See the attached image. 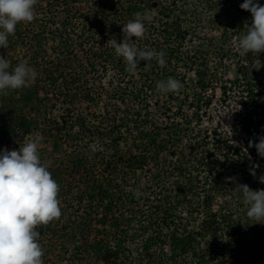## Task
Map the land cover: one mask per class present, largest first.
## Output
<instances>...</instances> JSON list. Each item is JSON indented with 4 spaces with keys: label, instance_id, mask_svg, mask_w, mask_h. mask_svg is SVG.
Masks as SVG:
<instances>
[{
    "label": "trees",
    "instance_id": "16d2710c",
    "mask_svg": "<svg viewBox=\"0 0 264 264\" xmlns=\"http://www.w3.org/2000/svg\"><path fill=\"white\" fill-rule=\"evenodd\" d=\"M168 1L170 0H39L35 6L36 18H44V26L49 28V33L58 28L51 18L59 14L68 16L70 11L75 19L89 18L94 21L85 29L73 26L63 31V35L80 42L81 50L86 56H71L74 52L68 46L65 49L66 56L50 60L51 55L44 50L50 66L54 67L50 69L54 76H48V80L39 75L38 67L43 62L39 57L41 55H34L42 43L36 41L37 45L34 46L31 39L18 37L16 31L12 35L15 40L8 42L7 48H13L18 53L21 50L24 52L20 54L18 64L25 62L37 72L35 83L20 90H11L13 97L20 99L22 104L33 102L36 94L43 95L44 100L52 107L61 102L63 121L70 122L64 143L78 147L75 154L78 155L83 150L86 156L94 159L86 168L83 163L89 162L88 158L82 159L81 156L73 160L67 157L69 160L66 162L70 166L66 165L69 174L65 178L67 183L63 189L70 196L69 201L64 202L65 206L60 205L61 216L67 212L69 204L73 206V211L69 212L68 220L62 219V223H68V231L58 235L60 242L72 247L80 245L82 254H87L89 264H260L264 259V252L257 251L261 250L259 245L264 243L251 239L244 241L240 236H235L234 232H229L228 237L221 235L223 225L220 222H224L229 213L226 217L225 214L220 216L212 212L209 199L201 205L197 187L183 177L189 161L200 160L198 152L185 153L192 141L187 129L182 130L183 135L168 133L167 123L157 117L162 114L161 111L156 108L155 111L143 112L138 107L140 92H144L147 98L153 97L157 92V81L149 75L141 74L144 72L141 70L143 66L141 69L138 66L136 72L144 78V82L137 85L135 81L127 80L129 73L123 58L115 54L114 48L111 51L106 42L101 40L98 44L95 38L107 35L110 41L122 42V27L134 18L124 19L114 28L108 20L109 13L119 12L125 4H142L151 10L149 14L152 21L145 22L149 34L140 42L134 37L132 40L138 49H161L170 40L168 30L171 25L168 21L163 22L164 19H170L169 16L173 13L167 6ZM154 7L157 8L156 16L151 14ZM156 22L159 23L158 29L150 31ZM94 44L99 47L93 48ZM81 68L85 69L84 72L90 69L92 73L80 74ZM166 97L169 98L167 94H160V98ZM248 123H252L250 117L245 121L246 130H249ZM0 124L4 133V136H0V147L8 145L9 134L17 133L23 137L32 133L35 126L32 117L23 108H16L14 105L6 112L1 104ZM142 133L145 134V139L139 137ZM92 143L99 145L95 153L89 148ZM123 144L126 147L136 144L137 147L133 151L126 149L127 154L123 155ZM41 154L42 162L48 163L49 171L55 174L57 165L49 163L47 153L42 151ZM220 155L225 159L222 165L228 170L225 177L240 178V175L250 174L253 163H248L243 158L244 155H230L228 149L222 150ZM64 158L66 159L65 156ZM216 162L219 163L218 158H214L211 163L214 165ZM235 167L242 170L246 167V172L236 174ZM211 174L212 169L209 170V176ZM254 181L250 185L251 190L261 185L259 176ZM81 185H87L92 190L84 192ZM128 186L135 191H128ZM137 192L140 194L137 195ZM62 196V193H58V199ZM224 205L229 210L235 207L228 202ZM203 208L205 217L199 222L197 218ZM234 211L241 212L248 218L245 216L246 207L242 211L238 208ZM196 224L197 228H193ZM44 227L38 226L36 230ZM102 230L115 236V245H100ZM144 235L147 236L146 240ZM205 238L206 241L201 243L200 240ZM40 239L45 252L44 264H83L81 257L76 262H67L60 253L52 255L46 243ZM197 244L201 249L197 248ZM134 248L137 249L136 253ZM58 251L68 253V249L64 247Z\"/></svg>",
    "mask_w": 264,
    "mask_h": 264
},
{
    "label": "rangeland",
    "instance_id": "374dc122",
    "mask_svg": "<svg viewBox=\"0 0 264 264\" xmlns=\"http://www.w3.org/2000/svg\"><path fill=\"white\" fill-rule=\"evenodd\" d=\"M68 2V0H66ZM110 2V1H109ZM244 0H170L167 6L173 13L170 14V19H164L163 22L168 21L171 25L169 27L170 40L161 46V49L166 54L165 59L167 64L165 67H160L155 61L152 62L150 69L144 68L145 62L141 61L138 65L143 76H150L157 82L166 80L168 77L175 78L183 84V88L175 93H168L169 98H160V94L155 92L153 97L147 98L144 92H140L137 102L138 107L143 111H155L156 108L161 111L159 114L160 120L167 123L169 128L166 131L175 135H183L182 130L188 131L191 135V144L186 148L185 153H199L200 160H190L186 166L185 174L183 177L193 183L200 193L201 205L206 199L211 201L210 210L216 212L218 215L225 214L229 217L221 225V235L229 236V232H234L235 236L240 239H251L252 241L258 240L264 243V221L257 223L256 221L245 218L241 212L234 211L235 209L243 210L242 192L235 190L237 185L246 184L251 189L256 176L264 175V158H261L254 146L249 147V142L253 144L258 143V137L264 135V52H243L238 47V39L246 33V26L251 25V13L240 8ZM258 3L264 6V0H258ZM109 5V4H107ZM70 6V5H66ZM111 6V4H110ZM61 7V6H60ZM108 7V6H106ZM117 7V6H115ZM107 8H105L106 10ZM117 9V8H115ZM157 8L154 7L153 16H156ZM104 10V11H105ZM150 13L151 10L142 4L127 5L125 4L119 12L109 13V22L114 28L119 26L124 19L134 18L135 13ZM99 13V12H98ZM53 24L58 28L56 31L49 33L48 27L44 26V18L38 16L30 23H20L16 27L18 37L31 39L32 44L35 46L36 41L42 43L38 51L34 55H41V66L38 67L40 77L48 80L54 74L50 71L53 66H50L49 59L53 60L54 57L66 56L65 49L70 46L74 53L71 56L82 57L86 56L84 51L81 50L78 40H72L69 36L63 35V31L72 28L73 26L78 29H85L93 24V19L87 20L75 19V15L70 11L68 16L59 14L51 18ZM162 22V23H163ZM159 23L153 24L150 31L158 29ZM149 31L146 32L143 39L148 36ZM35 37V38H34ZM97 43L100 44L101 40L108 44L109 49L112 51L110 38L106 35L95 36ZM138 39L137 41H142ZM15 37L10 35L8 42H13ZM83 40V38H81ZM37 47V46H36ZM94 47H99L94 44ZM80 49V50H79ZM108 49V50H109ZM47 50L46 54H50V58L43 53ZM31 51V50H30ZM32 52V51H31ZM39 52V53H38ZM24 53L21 50L19 53L13 48H0V56L9 60L11 67L14 69L19 62L20 54ZM68 54V53H67ZM37 59V58H36ZM43 64V65H42ZM52 65V64H51ZM63 71L65 69L62 68ZM81 68L80 74H90L92 71ZM128 71V70H126ZM147 71V73L145 72ZM126 79L135 81L137 85L144 82L136 71L129 72ZM238 75L243 77V82H238ZM232 81L236 84V90L240 92L252 90L255 93L259 92L256 100L254 97L250 103L251 113L254 112L258 122L248 123L255 125L256 129L252 135L243 133V129L238 120L237 115L240 110L237 106L229 104L228 108L223 107L217 101V87H224L226 81ZM96 83V82H95ZM97 87V84L93 83ZM256 90V91H254ZM13 91V90H12ZM28 91V90H27ZM240 94L235 93L239 98ZM254 95V94H253ZM93 97V96H92ZM233 100V94L231 95ZM100 101V100H99ZM257 101V104L256 102ZM0 104L4 107V111H8L15 105L16 108H23L29 117H32L34 131L26 134L23 137L20 134L14 133L7 136L8 145L0 147V152L7 149L18 150L20 146L28 139L34 136L41 137L40 153L44 151L49 155V163L57 165L53 178L58 182L62 198L60 201L65 206L66 201H69V196L65 189L66 179L68 176L67 168L70 166L66 161L70 159L76 160L86 157L89 162L83 163L88 168L93 162V158L86 156L85 151H78V147H71L64 143L65 134L69 130L70 122L63 121L61 108L63 104L57 103L56 107L50 106L41 94L34 96V101L22 104L20 99H15L11 90L7 95L0 94ZM10 105V107H9ZM79 105V104H77ZM85 105V104H84ZM228 111H235L234 113L227 114ZM226 115V116H225ZM251 115V114H250ZM165 133V132H163ZM4 133L1 131L0 136ZM144 133L139 134V137L144 138ZM4 136V135H3ZM160 141V140H159ZM143 143L146 142L145 140ZM142 143V144H143ZM140 144V143H139ZM128 147V148H127ZM121 145V153L127 154V150H135L137 145L132 146ZM228 147V148H227ZM230 152V155H240L239 151L244 153L243 158L248 160V163H253L249 170L251 172L254 165L258 164L259 168L255 169L256 176L247 174L248 176L240 175V178L228 179L224 175L228 173L226 166H223L225 159L222 157L221 151ZM85 153V154H83ZM42 155V154H41ZM66 157V159L64 158ZM214 158L219 159V163L212 164ZM236 158V157H235ZM87 159V160H88ZM235 164L234 162H231ZM226 164V163H225ZM68 165V167L66 166ZM84 167V166H83ZM247 169L249 165L247 164ZM246 167L242 170L240 167H235L237 172L245 171ZM212 169V174L209 176V170ZM67 171V172H66ZM189 174V175H187ZM207 176V177H206ZM200 177V178H199ZM232 177V178H233ZM199 178V180H198ZM95 179V178H94ZM215 179V180H214ZM236 179V180H235ZM97 181V179H95ZM259 187L253 190H264V183L259 182ZM162 186V185H160ZM84 192L91 191L87 185L80 186ZM68 189V188H67ZM158 189V188H157ZM159 190V189H158ZM128 191H135L131 186H128ZM227 191V192H226ZM228 202L235 206L229 210L224 203ZM210 203V202H209ZM70 206V207H69ZM67 207V206H66ZM73 211V206L68 205L67 212L59 219L50 222L43 229L37 230L40 233V240L46 243L47 249L52 255L64 256L71 262H76L77 259L83 260V264H89L87 254L83 255L81 246L76 244L73 247L68 246L67 243L60 242V233L67 232L68 223H62V219H69V212ZM67 213V214H66ZM221 216V215H220ZM247 216V215H245ZM205 217V209H200L197 220ZM220 219L218 220V222ZM198 222V223H199ZM228 223V224H227ZM196 224L193 228H197ZM44 226V225H41ZM219 231V232H220ZM115 237V236H114ZM114 237L107 230H102V243L105 245H115ZM146 240V235L143 236ZM144 239L142 241H144ZM148 239V238H147ZM201 243L206 241L200 240ZM255 243V242H251ZM129 245V244H128ZM196 245V244H195ZM198 245V244H197ZM145 246V245H144ZM67 248L68 253L59 252V249ZM122 248V246H120ZM201 249L198 245L197 248ZM260 251L264 252V245H259ZM136 253L137 249L134 248ZM91 253V250H90ZM206 256V255H205ZM264 261V259H263ZM260 262V264L263 263ZM256 264V263H252Z\"/></svg>",
    "mask_w": 264,
    "mask_h": 264
},
{
    "label": "clouds",
    "instance_id": "9594fccd",
    "mask_svg": "<svg viewBox=\"0 0 264 264\" xmlns=\"http://www.w3.org/2000/svg\"><path fill=\"white\" fill-rule=\"evenodd\" d=\"M38 2L0 0V48L8 47V37L15 34L18 24L35 19ZM240 8L251 13L252 21L246 26V33L238 39L239 49L245 53L264 52V6L258 0H244ZM146 21H152L149 13H135L134 19L122 27V42L111 41L115 54L123 58L129 72L136 71L141 61L145 62L146 70L151 68L153 61L162 68L167 64L163 50L138 49L132 40L133 37L135 40L144 38ZM36 78L35 69L25 62L13 69L9 60L0 56V94L26 88L35 83ZM182 88L183 84L172 77L156 84L157 92L164 95ZM234 112L228 111L226 115ZM40 144L41 137L37 135L18 150L0 152V264H44L45 252L36 229L62 215L58 199L60 188L49 171V164L41 160ZM252 146L264 158V135L258 137V143L250 141L249 147ZM89 148L95 153L99 145L92 143ZM258 168V164L254 165L250 174L256 176L255 169ZM259 182L264 183V175L259 177ZM235 190L242 192L247 217L257 223L264 221V190H251L246 184L237 185Z\"/></svg>",
    "mask_w": 264,
    "mask_h": 264
},
{
    "label": "built area",
    "instance_id": "2783aa9c",
    "mask_svg": "<svg viewBox=\"0 0 264 264\" xmlns=\"http://www.w3.org/2000/svg\"><path fill=\"white\" fill-rule=\"evenodd\" d=\"M238 82H243V77L238 75L237 77ZM256 91V90H254ZM239 91L236 90V84L230 80L226 81L224 83V87L218 86L217 87V101L225 108H228L229 104L232 102V105H235L238 107L240 110L239 114L237 115L238 120L241 124L242 129L244 130L243 133L246 134L247 136L252 135L253 132L256 130L254 128L255 125H250L249 130L245 129V121L248 117H250L252 123L256 124L258 122L257 117L255 113H251L250 109V103L253 101V97L256 100V97L258 96L259 92L258 90L255 93H252V90H246V91H241V94L239 98L235 96V93ZM233 94V100H231V95ZM254 94V95H253ZM257 104V101H255ZM254 103V101H253ZM250 107V109H249ZM251 114V115H250ZM240 155H244L243 152L239 151Z\"/></svg>",
    "mask_w": 264,
    "mask_h": 264
}]
</instances>
